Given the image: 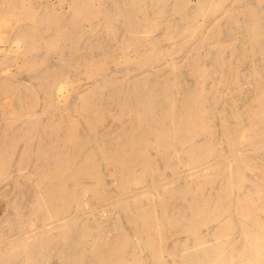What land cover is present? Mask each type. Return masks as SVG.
<instances>
[{
  "label": "bare ground",
  "instance_id": "6f19581e",
  "mask_svg": "<svg viewBox=\"0 0 264 264\" xmlns=\"http://www.w3.org/2000/svg\"><path fill=\"white\" fill-rule=\"evenodd\" d=\"M0 264H264V0H0Z\"/></svg>",
  "mask_w": 264,
  "mask_h": 264
},
{
  "label": "rangeland",
  "instance_id": "374dc122",
  "mask_svg": "<svg viewBox=\"0 0 264 264\" xmlns=\"http://www.w3.org/2000/svg\"><path fill=\"white\" fill-rule=\"evenodd\" d=\"M80 78H81V81H82V82L86 81V76L82 75V76H80ZM61 110H62V109H61ZM61 110H60V111H61ZM110 122H111V124H112V119L108 120V122H107V124H106V127H110V126H111ZM13 173H14V172H13ZM15 175H16V174H13L14 177H15Z\"/></svg>",
  "mask_w": 264,
  "mask_h": 264
}]
</instances>
